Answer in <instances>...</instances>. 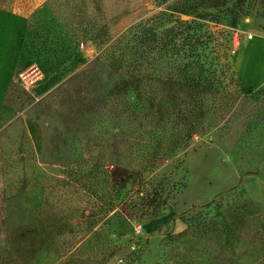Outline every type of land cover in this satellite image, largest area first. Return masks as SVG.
Instances as JSON below:
<instances>
[{
  "label": "rangeland",
  "instance_id": "374dc122",
  "mask_svg": "<svg viewBox=\"0 0 264 264\" xmlns=\"http://www.w3.org/2000/svg\"><path fill=\"white\" fill-rule=\"evenodd\" d=\"M179 1L0 0V162L8 195L0 223V264H198L214 256L217 241H171L185 229L180 218L217 202L231 211L246 199L259 213L246 220L236 257L228 261L255 264L264 258V88L257 90L238 72L245 42L264 30V0L210 9L205 19L212 22L181 17L220 32L228 79L239 96L224 127L195 137L186 152L154 171L156 179L171 182L173 212L154 221L125 222L112 215L97 221L91 183L68 175L80 158L109 152L93 141L109 132L107 122L94 118V97L63 86L100 51L94 42L82 41V62L50 80L46 68L58 61L50 40L62 37L65 26L75 28L81 19L97 16L96 6L115 40ZM237 12L243 15L232 28ZM12 87L28 95L19 105L8 101Z\"/></svg>",
  "mask_w": 264,
  "mask_h": 264
},
{
  "label": "trees",
  "instance_id": "16d2710c",
  "mask_svg": "<svg viewBox=\"0 0 264 264\" xmlns=\"http://www.w3.org/2000/svg\"><path fill=\"white\" fill-rule=\"evenodd\" d=\"M233 1L246 2L181 0L115 40L110 37L101 7L96 6L98 17L83 18L75 28L65 26L62 37L50 40L58 60L57 67L46 68L50 80L82 62V41L94 42L100 51L86 70L63 84L72 86L80 96L94 97V118L109 126L106 138L93 137L101 150L107 145L109 152L80 158L72 163L76 168L68 171V175L91 183L88 190L97 204V221L109 215L125 222L138 218L154 221L173 212L174 205L168 202L171 182L164 177L156 179L154 171L171 157L186 152L195 137L224 127L239 96L228 79L230 66L222 52L220 32L212 31L206 23L182 21L181 17L194 15L196 20L212 22L205 19L210 15L207 11ZM242 15L235 13L229 26L235 27ZM101 85H106L103 93H96ZM25 97L28 95L12 87L8 101L19 105ZM1 165L0 223L8 197ZM224 207L217 202L182 216L185 229L170 236L171 241H217L214 256L198 264H232L228 259L236 257L245 222L259 210L248 199L231 211ZM255 264H264V258Z\"/></svg>",
  "mask_w": 264,
  "mask_h": 264
},
{
  "label": "crops",
  "instance_id": "0c3cea01",
  "mask_svg": "<svg viewBox=\"0 0 264 264\" xmlns=\"http://www.w3.org/2000/svg\"><path fill=\"white\" fill-rule=\"evenodd\" d=\"M238 72L257 90L264 88V30L245 42L238 60Z\"/></svg>",
  "mask_w": 264,
  "mask_h": 264
},
{
  "label": "built area",
  "instance_id": "2783aa9c",
  "mask_svg": "<svg viewBox=\"0 0 264 264\" xmlns=\"http://www.w3.org/2000/svg\"><path fill=\"white\" fill-rule=\"evenodd\" d=\"M251 38V37H250Z\"/></svg>",
  "mask_w": 264,
  "mask_h": 264
}]
</instances>
